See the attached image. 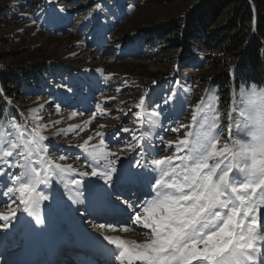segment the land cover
Wrapping results in <instances>:
<instances>
[{"label": "snow or ice", "instance_id": "6c2138e0", "mask_svg": "<svg viewBox=\"0 0 264 264\" xmlns=\"http://www.w3.org/2000/svg\"><path fill=\"white\" fill-rule=\"evenodd\" d=\"M149 100L146 93L135 107L142 113L146 103L151 107ZM176 101L179 97L171 90L163 98L165 105ZM229 101L222 105L216 90L206 89L192 107L190 122L167 129L182 135L165 143L164 149L149 142L150 131L144 130L143 117L137 113V129L122 128L125 133L132 132L135 141L126 147L142 151L135 161L136 171L123 165L117 168L123 150L111 151L106 146L104 132L99 130L103 126L78 145L90 168L81 171L72 163L60 162L67 156L49 159L40 155L48 150L44 144L48 137L42 134L47 126L39 120L31 130L15 119L0 123V178H6L2 195L15 205L0 213L4 221L0 229H8L18 219V211L43 225L40 205L49 196L40 186L49 188L54 179L69 191L75 187L76 194L69 199L83 205L85 212L90 210L85 200L101 198L120 207L112 197L119 198L137 187L151 198L138 204L125 198L126 215L96 225L108 246L103 249L105 264H264V84L243 81L238 90L230 89ZM179 102L183 106L184 101ZM97 108L100 115L107 114L100 105ZM162 111L157 102L151 115L159 117ZM93 119L69 125L59 133L78 135ZM225 133L227 138L222 140ZM96 138V144L90 143ZM165 149L171 150L170 154L161 155ZM74 173L81 179L69 180ZM86 177L103 184H85ZM133 231L140 239L123 235Z\"/></svg>", "mask_w": 264, "mask_h": 264}, {"label": "rangeland", "instance_id": "374dc122", "mask_svg": "<svg viewBox=\"0 0 264 264\" xmlns=\"http://www.w3.org/2000/svg\"><path fill=\"white\" fill-rule=\"evenodd\" d=\"M38 2V10L31 14L25 0H0V55L3 56L0 57V67L11 68L20 75L19 89L11 88L10 97L5 99L8 103L0 112V123L6 125L8 120L15 119L28 130L38 120L46 125L42 134L48 137L44 142L48 150L41 153L42 156L58 159L64 155L68 158L61 163H72L81 171H90L87 166L89 160L78 145L94 135L97 127L103 126L99 130L104 132L106 146L111 151L123 150L117 168L123 165L136 171L135 161L141 158L142 151L126 147L132 141L133 133H125L122 128L137 129V113H141V109L135 105L141 96L147 93L150 98L148 103H151V107L146 103L141 113L144 130L150 131L148 140L158 149H164L165 143L182 135V132L167 129L176 127L178 123L190 122L192 107L206 89L218 91V87L209 83L200 84L197 79L199 75L208 73L206 64L209 60L205 56H213L217 52L203 53L192 42L180 47L163 44L148 30L134 29L130 32L140 19L163 22L169 17L181 15L188 5L195 7L193 0L183 9L178 3L170 5L168 0H116L115 3L105 4L104 8L93 9L85 16L73 4L62 3V0ZM121 30L128 34L115 39ZM231 89L238 90L235 87ZM170 90L179 97V101H184L183 106L179 101L171 105L163 103ZM112 97L115 99H110ZM157 102L163 111L159 117H154L151 113L157 108ZM229 102V95L226 102L220 101L225 106ZM97 105L104 108L107 114L100 115ZM33 109L39 111L33 112ZM73 113L82 115L73 116ZM93 116L95 119L92 123L78 135L59 133L60 129H67L72 124L82 125ZM136 135H139L138 131ZM224 138H227V133L222 140ZM98 139L90 143L96 144ZM161 139L164 143H161ZM132 143L135 144V141ZM170 151L165 149L160 154L167 155ZM72 175L68 176L69 180L79 176L75 173ZM86 178L93 183L98 180L95 177ZM5 179L0 178V213L15 207L7 196L2 195L6 191L3 186ZM40 190L49 196L40 207L59 221L56 235L59 233L57 230L64 229L65 232L74 231L79 235L73 217H82L83 227L89 225L84 206L74 204L69 199L70 195L76 194L74 186L69 191L63 182L54 179L51 187L41 185ZM137 192L135 187L129 190L132 197H129V202L138 204L140 200L151 198L141 196L134 199ZM76 208L80 211H74ZM17 217L8 229H0V253L4 250L2 247L9 249L7 255L0 254V264H8L22 251L25 226H21V222L28 219L27 213L18 211ZM62 221L67 222L60 226ZM3 223L0 220V225ZM89 229L80 233L91 238H103L97 228ZM134 233L137 235L136 231ZM69 238L72 239L71 236Z\"/></svg>", "mask_w": 264, "mask_h": 264}, {"label": "trees", "instance_id": "16d2710c", "mask_svg": "<svg viewBox=\"0 0 264 264\" xmlns=\"http://www.w3.org/2000/svg\"><path fill=\"white\" fill-rule=\"evenodd\" d=\"M25 1L28 11L35 14L40 0ZM115 1L62 0V3L73 4L85 16L93 9L104 8L105 4ZM189 1L168 0V3H178L183 9ZM193 1L195 7L188 5L181 15L169 17L163 22L140 19L130 32L134 29L148 30L163 44L180 47L192 42L203 53L217 52L213 56H205L209 60L206 64L208 73L199 75L197 79L200 84L209 83L218 87L217 94L222 103L227 101L228 90L238 88L243 81L264 84V0ZM127 34L121 30L115 39ZM19 77L13 69L0 67V112L8 103L5 99L10 97V89H19Z\"/></svg>", "mask_w": 264, "mask_h": 264}, {"label": "bare ground", "instance_id": "6f19581e", "mask_svg": "<svg viewBox=\"0 0 264 264\" xmlns=\"http://www.w3.org/2000/svg\"><path fill=\"white\" fill-rule=\"evenodd\" d=\"M142 171V170H141ZM72 175V174H71ZM73 176V175H72ZM72 179H81V177H72ZM85 181V184L89 182L87 178H83ZM97 183H94L96 185H102L103 181L102 180H97ZM140 191L145 190L143 188H139ZM87 196L88 194L85 193ZM125 195V194H124ZM75 196V195H74ZM123 197V196H121ZM86 205H89V212L88 214H92V216H97V215H102V214H107V216H111L112 218H119V215H124V208L123 207H117L113 204H110L108 201L101 199V198H94L89 200H85ZM87 215V214H86ZM116 215V216H114ZM40 216L44 220L43 225H38L35 222V218L32 216H29L27 214L26 221L21 222V226H25V233H24V245L22 248V251L19 255L21 260H25L27 258H30V261H36L40 260V253L43 251L44 247L45 248H52L56 243H57V235L55 234V229L57 228V225L59 221L51 216V214L40 207ZM74 218V217H73ZM72 221L77 224L75 226V230L79 232V235L74 237L72 236L68 231H66V234L68 237L71 236V238H75V240L79 242H88L89 240L92 241L91 237H88L87 235L81 234L80 232H86L87 228H90L92 230L96 229V225H98L97 221H94L93 219L90 220L89 225L86 227H83V218H77L73 219ZM86 218V217H85ZM29 220V221H28ZM31 221V222H30ZM67 221H62L60 226L64 225ZM80 225V226H79ZM69 226V224L67 225ZM59 232V231H58ZM116 234V233H115ZM119 234V233H118ZM126 235L128 238H135V239H140L137 237V235L133 232L123 234ZM93 242V241H92ZM16 246V245H15ZM6 254L9 253V249L5 250Z\"/></svg>", "mask_w": 264, "mask_h": 264}]
</instances>
